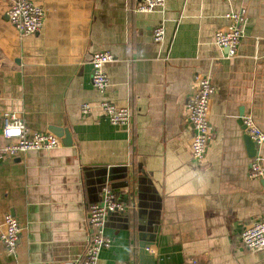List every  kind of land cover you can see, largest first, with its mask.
I'll list each match as a JSON object with an SVG mask.
<instances>
[{
  "label": "crops",
  "instance_id": "crops-1",
  "mask_svg": "<svg viewBox=\"0 0 264 264\" xmlns=\"http://www.w3.org/2000/svg\"><path fill=\"white\" fill-rule=\"evenodd\" d=\"M14 1L0 0V120L16 112L31 130L63 127L72 143L0 158V208L22 227L18 257L0 239V264H78L89 204L106 184L127 209L107 218L101 264H264V248L241 241L264 219V177L248 175L258 149L264 164V144L254 154L243 120L264 131V0H166L163 12L137 11L140 0H33L45 9L35 35L8 19ZM240 9L244 36L229 56L215 33ZM97 51L113 54L104 91L92 82ZM198 76L216 88L201 163L186 111ZM101 100L129 107L130 124L110 123Z\"/></svg>",
  "mask_w": 264,
  "mask_h": 264
},
{
  "label": "built area",
  "instance_id": "built-area-1",
  "mask_svg": "<svg viewBox=\"0 0 264 264\" xmlns=\"http://www.w3.org/2000/svg\"><path fill=\"white\" fill-rule=\"evenodd\" d=\"M166 0H140L136 6L139 12L164 11ZM7 16L21 35H35L39 33L45 23V9L33 0H15L8 8ZM227 18L230 23L227 28L219 29L215 33V43L228 50L229 56H234L244 36V25L247 21L246 10L229 12ZM163 23L153 28V39L162 43L165 39ZM113 60L110 51H97L93 53L91 64L93 67L92 82L100 91L109 85V77L105 65ZM197 87L188 97L186 103L187 118L192 124L193 135L191 139L192 157L196 163H201L207 153L209 142L213 136V125L210 121V104L215 94V86L209 76H198ZM2 92L0 90V99ZM103 114L114 125H129L132 120V111L129 107H119L110 100H101L98 103ZM82 113L88 115L93 106L83 103ZM246 133L256 147L264 144V131L256 124L252 115L243 117ZM4 139V144H1ZM61 143L60 137L52 132L31 130L22 116L16 112H6L0 120V158L3 156H21L29 150L54 149ZM248 175L251 178L264 177V164L262 156L257 154L252 159ZM127 205L119 200L113 189L104 185L101 190V199L90 203L88 207V223L91 235L86 243L83 259L78 264H101V251L111 245L112 239L106 234V223L110 213L124 212ZM0 239L6 251L13 257H18L21 223L17 216L0 208ZM242 244L251 250L264 248V219H259L245 227L241 233ZM150 250V248H147ZM192 264H198L196 260Z\"/></svg>",
  "mask_w": 264,
  "mask_h": 264
},
{
  "label": "water",
  "instance_id": "water-1",
  "mask_svg": "<svg viewBox=\"0 0 264 264\" xmlns=\"http://www.w3.org/2000/svg\"><path fill=\"white\" fill-rule=\"evenodd\" d=\"M49 131L52 132V133H54L58 137H60V139L62 140L63 143H65V144H71L72 143L71 134L68 131V129L63 128V127H51L49 129ZM250 141H252V140H250ZM250 145H251L252 151H254V154H255L256 153V149H255L254 142L252 141L250 143Z\"/></svg>",
  "mask_w": 264,
  "mask_h": 264
}]
</instances>
